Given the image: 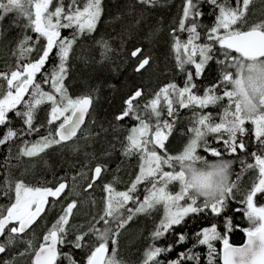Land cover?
Segmentation results:
<instances>
[{
	"label": "snow or ice",
	"instance_id": "snow-or-ice-1",
	"mask_svg": "<svg viewBox=\"0 0 264 264\" xmlns=\"http://www.w3.org/2000/svg\"><path fill=\"white\" fill-rule=\"evenodd\" d=\"M137 2L155 4V0ZM251 3L183 0L178 26L170 32L174 67L182 74V82L171 80L150 92L138 85L113 116L111 128L126 133L122 140L113 137L120 141L121 155L137 161L134 177L122 190L115 186L118 176L104 182L107 162L100 160L91 167L81 162L80 170L60 177L52 186L13 181L5 174L0 182V194L7 198L0 204V264H17V257L26 254L31 255V264H64L62 257L67 264H122L116 255L121 230L138 215L158 209L162 215L150 233L142 264H199V253L193 251L197 246L206 247L207 264H264V19L249 24ZM205 4L213 17L209 24L202 22ZM103 12L102 0H84L82 5L78 0L67 5L63 0L55 4L53 0H0V21L15 14L32 33H25L12 48L15 66L0 71L4 82L0 86V147L9 154L15 142L20 143L19 158H33L78 136L100 137L109 131L103 125L82 131L97 97L91 93L73 96L65 85L73 46L78 38L96 32ZM64 29L71 34L62 36ZM177 32L186 33V38ZM96 43L103 62L122 50L124 39L120 48L103 38ZM130 56L135 58L134 73L143 76L152 67V56L142 47H134ZM45 104L44 123H37ZM210 107L217 111H206ZM182 109L191 113L183 129L187 139L180 151L172 153L167 142ZM33 134L38 138L25 139ZM78 150L77 145L74 151ZM240 154L246 156L234 174ZM83 169L89 173L88 182L77 191V176L85 175ZM247 170L255 171L256 177L237 200L239 182ZM97 181L104 193L102 206L77 224L79 205L89 200V190ZM83 193L89 195L81 200ZM90 202L95 207V201ZM232 202L242 205L232 212L242 213L246 227L234 224L228 214ZM57 204L58 215L34 247L25 234L47 208ZM189 217L207 219L208 226L193 233L191 248L170 258L173 248L188 240L187 233L177 229ZM235 230L244 234L240 245L230 242ZM161 240L166 242L159 244ZM65 245L70 251L63 250Z\"/></svg>",
	"mask_w": 264,
	"mask_h": 264
},
{
	"label": "trees",
	"instance_id": "trees-1",
	"mask_svg": "<svg viewBox=\"0 0 264 264\" xmlns=\"http://www.w3.org/2000/svg\"><path fill=\"white\" fill-rule=\"evenodd\" d=\"M63 2L65 5L68 4L67 0H63ZM78 2L83 4L84 0H78ZM229 2L234 4V0H229ZM261 2V5L259 1L254 4V7L258 9L256 14L249 11V24L264 19V1ZM182 3L183 0H162L161 5L155 3L154 6H146L138 4L136 0H102L104 12L97 25L96 32L93 35L78 38L77 43L73 46L65 85L69 94L73 96L91 93L97 97L85 129L89 128V131H93L103 125L109 131L100 137L90 136L82 140V137L79 136L69 145L53 146L55 148L42 153L37 159L19 158L17 156L20 147L19 142L13 143L10 154L6 147H0V182L7 174L9 179L13 181L23 180L29 185H54L60 177L71 176L74 172L80 170L81 162H88L91 167L100 160L107 162V169L102 174L104 182H112L113 177L118 176L120 179L115 186L117 189L122 190L128 181L134 177L137 170V161L135 157L129 159L121 155L120 141L113 139V137H119L122 140L126 133L124 130H113L111 128V124L115 123L113 116L119 112L123 98L138 85L150 92L171 80L178 83L182 82V74L178 73L174 67V54L171 51L172 37L170 35L171 29L177 27ZM202 10L206 13L202 22L209 24L213 19L209 6L205 4ZM25 23L26 21L23 18H17L15 14H8L6 18L0 21V33H2L0 35V71L15 66V58L11 55L12 48L25 33L32 35L30 29L24 27ZM177 35L181 39L186 38V33L179 34L177 32ZM101 38L109 40L114 48H120L121 38H123L122 50L113 53L111 60L101 62L100 49L96 43ZM136 46L142 47L145 49L146 54L152 56V67L143 76L134 73L132 70L135 58L130 56V51ZM38 51L39 48L37 47L31 57L35 58ZM46 67L50 69L51 63ZM209 78L211 77L209 76ZM202 82L207 83V80ZM198 83H201V81H198ZM3 84L4 82L0 81V86ZM44 87L45 90H50L48 86ZM2 90V87H0V91ZM46 108H48L47 104L41 106L37 123H44ZM210 108L206 111H210ZM190 115L189 110H181V118L176 122V127L167 142L170 152L180 151L182 145L186 142L187 137L182 132L189 124ZM92 121H95V123H92ZM2 131L3 129H0V132ZM41 131H44V129H41ZM37 138L36 134L25 137L30 141ZM79 140L80 144L76 142ZM74 144L79 146L78 151H74ZM251 150L253 149L250 144L249 151ZM105 151L110 152L111 155H102ZM85 152L90 155L85 156ZM92 155H95L97 159H93ZM245 156L246 154H240L237 158V162L233 165L234 174L240 171L239 160L245 158ZM225 158L231 159L232 157L226 156ZM83 171L85 172L84 176H77V191H82L88 182L87 176L89 173L87 169H83ZM255 177L256 173L253 170H247L242 175L239 182L240 191L236 196L237 200L243 197L244 192L251 186ZM89 193L91 194L89 200L79 205L80 211L76 213V216L79 215L81 220L77 224L84 223L89 218L90 213L99 211L102 206L104 193L100 181H97L94 188L89 190ZM88 195V193H83L79 199L83 200L84 196ZM6 199L0 194V204H3ZM91 200L95 201V207L92 206ZM56 206L60 209L59 204ZM236 207H242V205L236 202L230 203L228 214L233 216L234 224L246 227L247 222L242 213L232 212V209ZM52 215L53 209L52 211L50 209L46 217L33 229L32 232L36 235L39 234L35 239V245L38 246L43 234L51 226L49 221ZM160 215L162 213L159 209L154 210L150 215H138L125 229L121 230L116 245V255L122 264H142L144 250L151 243L150 233L158 222ZM208 223L207 219L189 217L185 225L177 229V232H186L188 240L175 246L168 256L175 258L178 252L191 248L193 233L203 226H208ZM69 235L71 236V231ZM172 239H175V237H172ZM244 239V234L239 230H235L230 234V242L235 245L242 244ZM165 242V240H161L158 243L164 244ZM216 246L221 247L219 242H216ZM63 250L70 251L66 245L63 246ZM111 251L112 247L110 245L109 255H111ZM193 251L199 253V264H207L206 247L197 246ZM61 260L64 261V264H67L63 257ZM19 263L17 261V264ZM189 264H192V262H189Z\"/></svg>",
	"mask_w": 264,
	"mask_h": 264
},
{
	"label": "rangeland",
	"instance_id": "rangeland-1",
	"mask_svg": "<svg viewBox=\"0 0 264 264\" xmlns=\"http://www.w3.org/2000/svg\"><path fill=\"white\" fill-rule=\"evenodd\" d=\"M137 1V0H136ZM260 2V5H261V1H264V0H252V3H251V5H250V7H249V11H250V13H252V14H256L257 13V10L258 9H256L255 7H254V4L256 3V2ZM53 2H56V0H54ZM138 3V2H137ZM155 3L156 4H160L161 5V3H162V0H155ZM264 3V2H263ZM139 4V3H138ZM183 4V3H182ZM82 5V4H81ZM182 6V5H181ZM181 13H182V8H181V12H180V15H181ZM7 16V15H6ZM6 16L4 17V18H6ZM179 18H180V16H179ZM178 18V19H179ZM177 26H178V23H177ZM179 34H180V32H179ZM99 48V47H98ZM174 54V53H173ZM210 111H212V112H216L217 111V108H210ZM86 130H88L89 131V128H86ZM183 133V132H182ZM82 140H85V138L84 137H82ZM76 142H78V144H80L81 142H80V140L79 141H76ZM75 145L76 144H74V147H75ZM56 147V146H55ZM55 147H52V148H49V149H47L45 152H49L50 150H52L53 148H55ZM182 147H183V145H182ZM42 154V153H41ZM38 158V156L37 157H33V158H27L28 160H30V159H37ZM77 182V181H76ZM73 198H75V197H73ZM57 207V206H56ZM54 207V208H52L53 209V215H52V217L56 214V215H58V213H59V211H60V209L57 207ZM52 209H51V211H52ZM159 211L162 213V209H159ZM79 220H81V218H80V216L79 215H77L76 217H75V220H74V222L75 223H78V221ZM52 224V223H51ZM50 224V225H51ZM49 225V226H50ZM49 228V227H48ZM41 232V231H40ZM38 234V233H37ZM39 235V234H38ZM38 235H36V233H34V232H30L29 234H27L26 236H25V238H27V239H31L32 240V242H33V246L35 247V246H37V245H35V239L38 237ZM39 239H40V237H39ZM18 258V260L17 261H19L20 263L19 264H31V260H32V257H31V255H28V254H26V255H24V256H22V257H17Z\"/></svg>",
	"mask_w": 264,
	"mask_h": 264
},
{
	"label": "flooded vegetation",
	"instance_id": "flooded-vegetation-1",
	"mask_svg": "<svg viewBox=\"0 0 264 264\" xmlns=\"http://www.w3.org/2000/svg\"><path fill=\"white\" fill-rule=\"evenodd\" d=\"M54 1V0H53ZM68 1V3L70 2V0H67ZM56 2H54V4H55ZM61 34H62V36H68V35H70L71 34V30L70 29H64V30H62V32H61ZM94 34V33H93ZM92 34V35H93ZM26 99H27V97H26ZM91 113V112H90ZM89 118V117H88ZM85 127H86V125H85ZM85 127H84V129H85ZM83 129V130H84ZM82 130V131H83ZM79 137V136H78ZM76 140V139H75ZM75 140H73L72 142H69V143H64V144H61V145H69V144H71V143H73ZM42 154H40L38 157H40ZM31 185V184H30ZM35 185V184H34ZM45 186H52V185H45ZM50 209H52V208H47L46 209V211H45V213H44V215L42 216V218L38 221V222H36V224L33 226V228L32 229H30V230H28V232L25 234V236L27 235V234H29L30 232H32L33 231V229L36 227V225L39 223V222H41L45 217H46V215L48 214V212L50 211ZM56 214L50 219V221H49V224H51V223H53L54 222V220H55V218H56Z\"/></svg>",
	"mask_w": 264,
	"mask_h": 264
},
{
	"label": "water",
	"instance_id": "water-1",
	"mask_svg": "<svg viewBox=\"0 0 264 264\" xmlns=\"http://www.w3.org/2000/svg\"><path fill=\"white\" fill-rule=\"evenodd\" d=\"M91 110H92V109H91ZM91 110H90V112H91ZM87 120H88V118H87L86 121H85V125H86V123H87ZM84 127H85V126H84ZM82 130H83V129H82ZM75 139H77V138H74L73 140H75ZM73 140H72V141H73ZM72 141H68V142H66V143H69V142H72ZM66 143H65V144H66ZM45 211H46V210H45ZM41 218H42V217H41ZM39 220H40V219H39ZM39 220H37V222H38ZM33 226H34V225H33ZM29 230H30V229H29Z\"/></svg>",
	"mask_w": 264,
	"mask_h": 264
}]
</instances>
